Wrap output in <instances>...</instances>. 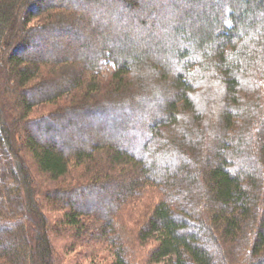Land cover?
Segmentation results:
<instances>
[{"label": "trees", "instance_id": "1", "mask_svg": "<svg viewBox=\"0 0 264 264\" xmlns=\"http://www.w3.org/2000/svg\"><path fill=\"white\" fill-rule=\"evenodd\" d=\"M77 248L264 264V0H0V264Z\"/></svg>", "mask_w": 264, "mask_h": 264}, {"label": "rangeland", "instance_id": "2", "mask_svg": "<svg viewBox=\"0 0 264 264\" xmlns=\"http://www.w3.org/2000/svg\"><path fill=\"white\" fill-rule=\"evenodd\" d=\"M141 5H143L142 2H141ZM81 8L83 10H85V12L88 11V9H89L88 7L86 8V7H83V6H81ZM97 18H98L97 16L96 17L95 16L92 17V21L90 20V26L91 25L93 26V24L95 23L94 22L95 20H96V22H99L100 18L99 19H97ZM93 19H94V21H93ZM72 34L73 33H70V32L68 33V35L71 36V37H72ZM82 39H84V38H82ZM95 40H96V38H95ZM79 41H81V40H79ZM94 43H97V42L95 41ZM44 49L48 53V55H51L52 53H58V51H57L58 49L56 50L55 48H52L49 45H47ZM59 54H61V53H59ZM124 99H125V97H124ZM117 101H119V99H117ZM2 103H1V106L3 107L4 111L5 112L8 111L5 108V105L2 104ZM2 107H1V109H2ZM55 108L56 107L53 106L52 104H40V105H37V106L34 107L31 115L32 116H37V115H40V114H43V113H48L51 110H55ZM132 116L133 115H131V117ZM135 121H136V119L133 121V123H132L133 125L135 124ZM77 122H78L77 123L78 129L75 130L76 132H81L82 131L84 134H89V133L91 134V133L97 132V127H100L101 125L105 126V124L109 125V124H111L113 122L115 123L116 121H115L114 118H111V116H110V114L108 112L107 114L105 113L103 116L101 115V113L100 114H95V115H89V116L88 115L87 116L86 115H82L80 119H77ZM136 123H137V121H136ZM30 130L34 134H41V135L44 134L43 133L44 131L43 130L39 131V129L37 127H31ZM83 133L80 136L79 135L74 136L76 140H79V141H76L77 143L78 142L80 143L82 139L84 140ZM52 134L53 133L48 132L45 138L53 136ZM56 138H58V136H56ZM110 138H112V136H110ZM113 138H114V141H115V140H117L118 137L114 136ZM131 139L133 140V138H131ZM131 139L129 138V140L127 139V141L125 140L124 142H127V144H128V142ZM114 192L115 191H113L112 193H114ZM78 204L79 203H76L75 205L78 206ZM102 204H104V202ZM84 206H85V209H90V208L92 209V205L86 204ZM99 213L100 214H104V212H99ZM54 234H56L58 236L59 232L54 233ZM60 238L61 239L58 240L57 244H62L63 243L64 239H62L61 236H60ZM79 250H80V248H77L76 250L71 251V252H64L66 256H71L72 257V258H69L70 259V264H73L74 262H77L78 264L81 263V262H83L82 264H106V262H107L108 252L104 251L99 257H96V261L95 262H90L89 259H86V261H84L85 259H83V256L78 252ZM149 264H156V263H149ZM158 264H162V263H158Z\"/></svg>", "mask_w": 264, "mask_h": 264}]
</instances>
